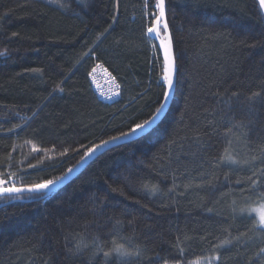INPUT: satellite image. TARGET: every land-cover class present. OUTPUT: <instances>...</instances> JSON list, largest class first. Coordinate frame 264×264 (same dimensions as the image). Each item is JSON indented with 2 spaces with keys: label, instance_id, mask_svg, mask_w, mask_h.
I'll use <instances>...</instances> for the list:
<instances>
[{
  "label": "trees",
  "instance_id": "1",
  "mask_svg": "<svg viewBox=\"0 0 264 264\" xmlns=\"http://www.w3.org/2000/svg\"><path fill=\"white\" fill-rule=\"evenodd\" d=\"M145 11L155 19L157 1L0 0V188L55 181L158 110L166 75ZM164 11L176 75L162 120L55 191L0 196V264H264V226L246 210L264 204L261 8ZM96 61L117 101L96 98Z\"/></svg>",
  "mask_w": 264,
  "mask_h": 264
},
{
  "label": "water",
  "instance_id": "2",
  "mask_svg": "<svg viewBox=\"0 0 264 264\" xmlns=\"http://www.w3.org/2000/svg\"><path fill=\"white\" fill-rule=\"evenodd\" d=\"M157 1V11H158V16L154 19V23L152 25V32H149L154 43H156L157 48L159 50V53L161 54L162 57V64H164V72L165 75L168 76L171 74L172 76V81L173 85L171 88L168 86V82L165 79V92H164V98L158 108V110L148 119L147 121H152L151 124L146 125L142 130H139L135 133H132L131 135L128 136H122L120 135L119 139L113 140L112 138L109 141V143L105 144L103 141L102 143H99L98 145L92 147L89 149L87 154H85L78 163L74 167L68 170L64 175L59 177L57 180L54 181L53 184H51L47 189L41 190V191H34V192H29L27 191V188L32 187V186H26V187H14V188H5V189H23L21 191H3L0 190V196H5V195H16V194H27V193H43V194H48L49 192L55 191L59 189L60 187H63L64 184L68 183L69 180L73 179L74 177L77 176L79 171L83 169L85 166L88 165V163L94 159L95 157L99 156L101 153L104 151L110 149V147L119 145L121 143L125 142H131V140H134L136 138L141 137L142 135L147 134L152 130L154 126H156L161 120L162 116L166 113L168 110V106L172 100V94L174 90V82H175V64H174V58H173V53L171 51V43H170V37H169V32H167V28L165 27L166 21H165V11L163 12V15H161L160 8L158 7L159 0ZM258 4L261 8L262 15L264 17V7L261 6L260 0H257ZM164 10H165V0H164ZM160 27H162L164 35L161 34L160 32ZM166 50H167V59H166ZM162 106V107H161ZM155 117V119H153ZM146 122V121H145ZM145 122L141 123L144 124ZM132 130V129H131ZM131 132V131H130ZM128 132V133H130ZM102 145V146H101ZM99 146V147H98ZM44 184V183H43ZM39 185V184H37Z\"/></svg>",
  "mask_w": 264,
  "mask_h": 264
},
{
  "label": "built area",
  "instance_id": "3",
  "mask_svg": "<svg viewBox=\"0 0 264 264\" xmlns=\"http://www.w3.org/2000/svg\"><path fill=\"white\" fill-rule=\"evenodd\" d=\"M156 51L157 50L154 47L153 54H155ZM156 59L158 58L156 57ZM89 78L91 88L93 89L96 98L105 103L117 101L119 99L121 92L119 84L116 83L109 71L97 61L91 66Z\"/></svg>",
  "mask_w": 264,
  "mask_h": 264
},
{
  "label": "snow or ice",
  "instance_id": "4",
  "mask_svg": "<svg viewBox=\"0 0 264 264\" xmlns=\"http://www.w3.org/2000/svg\"><path fill=\"white\" fill-rule=\"evenodd\" d=\"M260 3H261V6L264 7V0H260ZM158 7L160 8V12H161V15H163V12H164V0H159V3H158ZM165 27H167L165 25ZM149 32H152L153 29L152 28H149L148 29ZM166 59H167V50H166ZM165 79L167 80L168 82V86L169 88L172 87L173 85V81H172V76L171 74H169L168 76L165 77ZM162 107V106H161ZM155 119V117L153 118ZM152 121H146L144 124H137L132 130L130 133H123L122 136H128V135H131L132 133H135L139 130H142L146 125L148 124H151ZM120 137H113L112 139L113 140H116V139H119ZM105 144L109 143V141H105L104 142ZM102 146V145H101ZM99 147V146H98ZM54 181L52 180H49L47 181L46 183L44 184H39V185H33L32 187H29L27 188V191L29 192H34V191H41V190H45L47 189L51 184H53ZM23 189H3V191H21ZM260 221L262 224H264V212H261L260 213ZM115 251L121 255V256H128V255H132V253L130 252H127L126 250H124L122 247H117L115 249ZM138 254V253H137ZM109 255V253H105V256Z\"/></svg>",
  "mask_w": 264,
  "mask_h": 264
},
{
  "label": "rangeland",
  "instance_id": "5",
  "mask_svg": "<svg viewBox=\"0 0 264 264\" xmlns=\"http://www.w3.org/2000/svg\"><path fill=\"white\" fill-rule=\"evenodd\" d=\"M145 14H146V16L148 14L150 19H154V12L145 11ZM153 49H154V46L151 45V52H152L153 57H157L159 59L160 54H158L157 51H156L155 54H153ZM0 185H1V183H0ZM2 189H4V188H0V190H2ZM246 210H247V212H249L251 214V216H253L255 218V220H257V223H258V225L260 227L264 226V224H262L261 221H260V213L264 212V204H262V205H252L251 207H249ZM215 260L216 259L214 257H211V258L201 259V260H198V261H193L190 264H214Z\"/></svg>",
  "mask_w": 264,
  "mask_h": 264
}]
</instances>
